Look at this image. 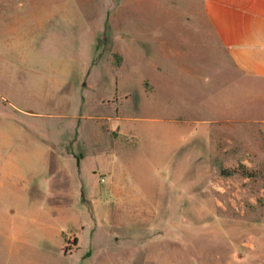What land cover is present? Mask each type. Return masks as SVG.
I'll use <instances>...</instances> for the list:
<instances>
[{"label":"rangeland","instance_id":"374dc122","mask_svg":"<svg viewBox=\"0 0 264 264\" xmlns=\"http://www.w3.org/2000/svg\"><path fill=\"white\" fill-rule=\"evenodd\" d=\"M0 95V264H264V80L203 0H0Z\"/></svg>","mask_w":264,"mask_h":264},{"label":"crops","instance_id":"0c3cea01","mask_svg":"<svg viewBox=\"0 0 264 264\" xmlns=\"http://www.w3.org/2000/svg\"><path fill=\"white\" fill-rule=\"evenodd\" d=\"M203 14L235 68L249 77L264 80V0H203ZM5 98L0 95V172L9 170L8 164H14L21 157L15 148L8 155L1 151L3 146L19 145L16 139L20 127L10 110H15V103ZM27 113L31 117H50L55 122L64 116L63 113L49 111ZM1 117H7L5 120L8 123H3ZM72 127L77 128L73 124ZM60 134L59 126L47 130L43 148L36 155L39 162L49 153L55 154L54 147L57 145L54 140L59 139ZM16 174L22 175L21 172Z\"/></svg>","mask_w":264,"mask_h":264}]
</instances>
